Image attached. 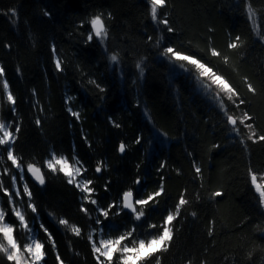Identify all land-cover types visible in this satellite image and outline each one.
I'll return each instance as SVG.
<instances>
[{
    "label": "trees",
    "instance_id": "obj_1",
    "mask_svg": "<svg viewBox=\"0 0 264 264\" xmlns=\"http://www.w3.org/2000/svg\"><path fill=\"white\" fill-rule=\"evenodd\" d=\"M163 13L171 33L151 20L149 0H0V66L5 70L0 77V123L11 125V150L24 169L20 180L21 170L7 161L6 146H0V209L7 212L5 222L13 224L23 251V243L30 241L20 239L19 222L3 188L21 191L13 201L22 202L16 207L35 238L45 243L41 264H59L57 253L64 264H97L93 242L115 239L134 226L139 238L147 232L150 239L157 229L148 226L161 225L174 213L181 194L188 203L172 222L173 239L145 264H264V206L249 171L258 180L264 178V142L248 139L253 131L264 135V0H168ZM98 14L108 30L103 44L95 37L87 40L90 20ZM236 37L238 47L230 48ZM168 46L212 68L245 105L236 108L225 96L221 108L214 99L219 89L200 77L195 66L164 55ZM213 48L219 56H212ZM113 54L117 62L110 61ZM57 59L63 71L55 69ZM180 63L186 67L181 69ZM4 79L8 90L3 89ZM249 84L255 92L248 90ZM8 91L16 98L14 113ZM69 108L79 113L78 119ZM225 109L237 118L247 111L252 129L238 124L239 135L230 131ZM121 142L124 154L119 152ZM53 152L74 167L80 166L76 160L83 164L86 171L76 179L93 182L91 199L97 204L82 200L81 190L67 182L59 166L56 172L46 168ZM28 163L43 168L44 187L32 182ZM97 165L101 174L95 172ZM25 183L37 213L25 208ZM161 184L164 193L155 206H144L141 221L134 222L133 214L124 211L114 219L111 212L106 220L100 216L104 224L96 223L97 205L107 209L128 190L136 199L147 198ZM215 191L222 196L212 197ZM60 219L68 224L60 225ZM41 224L51 233L54 248ZM0 242L6 243L2 234ZM0 264L13 262L0 254Z\"/></svg>",
    "mask_w": 264,
    "mask_h": 264
},
{
    "label": "snow or ice",
    "instance_id": "obj_2",
    "mask_svg": "<svg viewBox=\"0 0 264 264\" xmlns=\"http://www.w3.org/2000/svg\"><path fill=\"white\" fill-rule=\"evenodd\" d=\"M150 3V16L151 20L157 25H163L164 29L171 33L174 31L172 27L169 26V19L163 13V9L166 8L168 0H149ZM10 14L15 16V10L10 9ZM48 15V13H45ZM248 15L251 19L254 15V11L249 5L248 7ZM163 17V18H161ZM91 31L87 37L88 41H92L93 38H97L100 43H104L108 37V30L105 27V22L101 18V15H95L90 20ZM151 41L153 38L148 37ZM161 39H157L155 43L159 45L161 43ZM260 39L264 40V35L260 37ZM240 41V37H236L235 41L229 44L230 48H237L238 42ZM53 51L55 52V48L53 47ZM163 54L168 56L169 59L173 60V62H187L189 65L195 66L198 70L199 76L204 78H209L211 81V85L216 86L219 89L216 97L219 101V106L224 108V99L223 97H227L228 101H231L236 108H240L245 105V100L240 99L239 93L233 88L227 80H225L222 76L217 75L213 72L212 68L208 67L205 63L201 62L199 59L191 55L182 54L180 51L176 50L172 46H168L164 48ZM212 56H219L220 54L213 48L211 52ZM110 61L117 62L118 55L113 54L109 57ZM138 69L143 71L141 65L138 63L136 65ZM178 67L184 69L186 65L184 63L178 64ZM55 69L59 71H63L62 63L59 59L55 62ZM4 68L0 66V77H4ZM92 83H95L94 81ZM99 88V85H97ZM3 89L8 90L9 84L6 79L3 81ZM248 90L250 92H255V89L251 84L248 85ZM103 91V89H101ZM7 101L10 103L11 110L14 113L16 111V98L13 96L11 91L7 92ZM71 112V108H69ZM73 117L79 118V113L71 112ZM226 123L231 125L230 131L239 135L238 124L243 125L248 129H252L253 125L251 123H246V121L253 120V117L245 111L242 117L237 118L232 115H227V110L225 109ZM39 123V120H37ZM119 127V125H116ZM11 125L0 123V131L3 132V135L0 136V146H6V159L11 162V165L15 167V169H20L19 177L20 180H24V169L22 168V161H18L17 156L11 150L13 146V141L15 136L12 131L9 130ZM16 132H19V126L16 127ZM249 140L253 142H264V135L257 136L253 131L251 135L248 137ZM139 139L137 143H139ZM243 142V141H241ZM126 150L125 143L121 142L119 144V152L124 153ZM76 164L80 165L79 167H74L69 164L68 159L63 156H57L54 152L51 154V158L46 161V168L51 170L52 172L57 171V166H59L58 171L63 173L68 179L67 182L69 184H75L77 188H79L82 192V200H88L92 204H97L95 199H91L95 189L91 186V180H84L82 183L78 182L76 177L80 176L82 171H86L83 168V164L76 160ZM163 167V165H161ZM101 167L99 165L96 166L95 172L100 173ZM9 169H5V172H8ZM26 171L31 174L32 178H34L35 182H38L39 185L45 184V175L41 170V167H38L36 163H28L26 166ZM250 171V180L251 184L254 186L255 191L258 195V202L264 206V182H258V177L251 169ZM195 172L197 174L201 173V169L199 167L195 168ZM264 180V178H261ZM12 184L15 185L17 182L16 175L11 176ZM135 184L139 185L140 181L137 180ZM2 187V185H0ZM107 187V186H106ZM3 191L9 197V203L12 204L11 213L18 220L20 231L18 233L21 240L30 241L23 243V251L21 250V243L18 242V239L14 236V226L12 223H6L5 217L7 212L3 209H0V234H2L3 241L6 243L0 242V254L6 256L7 261L13 262V264H41L44 261L46 256V252L44 251L45 243H42L39 239L35 238L33 234V229L30 227L29 222L26 220L25 215L20 210V208L16 207L17 203H22L21 201H13V196L19 197L21 195V191L17 189L15 192H9L8 188H3ZM23 193L29 199V202L25 205L26 209H31L32 213H37V207L31 203L32 192L29 190L27 183L23 185ZM164 193L163 185L161 184L158 191H155L151 194L147 195V198H139L134 199V193L132 190L124 191L122 194V198L119 202H113L108 205L107 209L100 208L97 205V210L99 212V216L97 217V224H104V221L100 219L102 216L105 220L109 218L110 212L112 213L113 219L116 216L121 215L125 210H128L131 214H133L134 222L141 221L142 217L145 216L144 206H148L152 203V206H155L156 199L160 197ZM212 197L222 196V193L219 191H215L211 193ZM188 201L184 198V195L181 194L178 200V203L175 205V212H169L165 217L164 221L161 225L150 224L149 229H157V233L152 235L150 239L147 238L148 233L145 232V238H139L140 233L137 232V228L134 226L131 229H127L118 235L115 239H101L99 241V246H97L96 242H93L92 249L94 254H96L97 264H145V261L153 256L155 253L161 250H167V246L169 242L173 239V230H172V222L177 219V217L181 214V208L186 205ZM137 206H140L138 209ZM81 210L87 212V209L81 205ZM195 215V213H193ZM60 225H67L68 221L64 219H60ZM45 233H47V240L51 243L52 247H55V241L51 236V233L48 231L43 224L40 225ZM72 232H74L77 236H79L80 229L76 227H72ZM104 235L103 232L100 233ZM212 234V229L209 228V235ZM89 240H92V237L89 236ZM131 245V246H129ZM119 253L118 259L114 261V256ZM59 264H64L63 259L57 253L56 256Z\"/></svg>",
    "mask_w": 264,
    "mask_h": 264
},
{
    "label": "water",
    "instance_id": "obj_3",
    "mask_svg": "<svg viewBox=\"0 0 264 264\" xmlns=\"http://www.w3.org/2000/svg\"><path fill=\"white\" fill-rule=\"evenodd\" d=\"M121 154H124V153H121ZM37 166H38V165H37ZM38 167H40V166H38ZM41 170H42V172H43L44 175H45V172H44V170H43L42 167H41ZM26 173L28 174V176L30 177V179L32 180V182H33L34 184H36L37 186H39V187H44V186L46 185V178H45V184H44V185H39L38 182H35V181H34V178H32V176H31L30 173H28L27 171H26ZM98 174H101V172L98 173ZM134 199H136L135 194H134ZM125 211L129 212L128 210H125Z\"/></svg>",
    "mask_w": 264,
    "mask_h": 264
},
{
    "label": "rangeland",
    "instance_id": "obj_4",
    "mask_svg": "<svg viewBox=\"0 0 264 264\" xmlns=\"http://www.w3.org/2000/svg\"><path fill=\"white\" fill-rule=\"evenodd\" d=\"M0 135H3V132L2 131H0ZM77 178V177H76ZM258 182H263L262 180H258ZM100 241V240H99ZM97 246H99V243H98V245Z\"/></svg>",
    "mask_w": 264,
    "mask_h": 264
}]
</instances>
